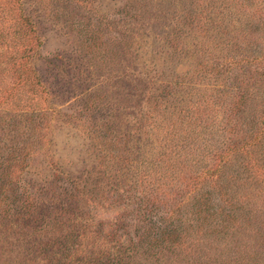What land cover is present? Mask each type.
Here are the masks:
<instances>
[{"label":"rangeland","instance_id":"374dc122","mask_svg":"<svg viewBox=\"0 0 264 264\" xmlns=\"http://www.w3.org/2000/svg\"><path fill=\"white\" fill-rule=\"evenodd\" d=\"M259 55L264 0H0V264H41L34 247L45 213L53 219L73 202L109 221L118 216L111 197L134 203L161 189L144 181L159 177L157 157L177 159L169 175L196 173L233 144L251 147L254 160L261 151L260 173L244 187L241 171L233 189L251 191L238 215L249 210L260 225ZM237 75L250 78L232 114ZM247 233L231 236L241 244Z\"/></svg>","mask_w":264,"mask_h":264},{"label":"trees","instance_id":"16d2710c","mask_svg":"<svg viewBox=\"0 0 264 264\" xmlns=\"http://www.w3.org/2000/svg\"><path fill=\"white\" fill-rule=\"evenodd\" d=\"M24 19L30 25L29 31L35 33L31 19L28 16ZM256 58L260 66L251 70V78L263 85L264 55ZM236 61L244 62L246 57ZM249 78L236 76L237 93L233 96V106L227 108L232 114L247 98ZM261 137H264V127L255 142L252 141L255 148L260 147ZM250 148L228 145L222 151H215L200 172L187 168L176 175H169L175 174L178 168L176 158L169 161L168 156L162 160L157 157L160 163L155 166V172L159 177L151 175L144 177V181L146 184L157 182L161 189L134 195V203H126L122 197V201H113L111 197L118 216L109 221L99 220L92 215V210L90 213L85 207L81 210L73 202L53 219L47 220L49 215L45 213L47 223L40 228V240L34 247L36 256L40 257L41 264H168L169 261L184 264L191 259L192 264L264 262V209L258 204L262 223L253 226L252 212L246 210L238 215L237 210L241 202L251 199V191L246 192V188L239 197L233 195L234 182L241 171L247 175L244 187L256 172L260 173L261 151L257 150L254 160ZM241 153L246 156L239 162L240 171L229 172L228 166ZM125 160L117 155L118 165ZM173 176H178L179 186L167 183L170 179L176 180ZM119 184L120 179L115 178L113 186L119 187ZM232 230L248 232L241 239L243 244L231 236ZM32 251L29 254L35 255ZM207 251L208 259L198 260Z\"/></svg>","mask_w":264,"mask_h":264}]
</instances>
